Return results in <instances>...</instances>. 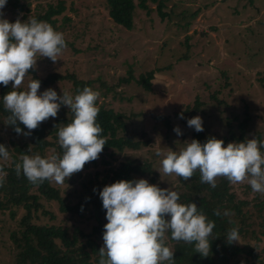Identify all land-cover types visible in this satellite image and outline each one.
<instances>
[{"label": "rangeland", "instance_id": "374dc122", "mask_svg": "<svg viewBox=\"0 0 264 264\" xmlns=\"http://www.w3.org/2000/svg\"><path fill=\"white\" fill-rule=\"evenodd\" d=\"M14 1L7 0L2 10L4 18L10 22L17 18L26 21L38 12L43 13L48 2L57 0H20L29 3L25 10L13 6ZM66 1L68 9L58 16L55 30L63 33L67 47L55 63L37 56L35 69L38 75L46 77L53 72H68L76 73V77L84 81L93 80L89 87L99 92L97 106L123 112L129 133L136 132L141 137L140 132L144 129L154 141L150 148L135 153L100 154L95 162L86 163L82 171L72 175L64 184L52 182L60 187L63 196L72 198V203L94 189L110 166L117 165L125 154L148 158L158 172L154 185L174 190L177 176L159 173L163 157L155 153H166L169 148L178 151L185 146V141L192 139L193 128L173 116L186 105L193 107L197 98L205 103L197 115L202 117L206 131L216 138L223 140L229 131L227 120L236 116L244 118L246 109L251 115L246 137L258 139L260 132L264 138V0H165L164 10L168 12L165 19L158 13V2L147 0L150 8L147 12L139 6L141 0H135L138 4L135 26L130 31L116 26L108 15L104 0ZM65 15L71 19L63 24ZM152 69L155 72L151 91L135 79L122 80L130 73L139 78ZM224 71L226 75H222ZM31 79L32 75L28 73L22 87H26ZM48 88L41 85L39 92ZM51 88L58 95L62 92L76 94L68 80H60ZM218 90L222 103L211 97ZM61 115L70 117L66 106H61L57 117ZM157 115L169 116L170 127L164 123V118H156ZM176 126L182 135L177 136L173 131ZM1 130L3 139L0 144L12 149V141L19 144L25 141L22 135H13L8 127ZM54 151V148H48L47 156L55 154ZM104 160H109L110 164ZM4 161L11 162L10 152ZM231 185L240 199L249 201L244 208L249 216V231L261 238L256 240L249 234L240 237L239 243L255 246L263 256L264 209L257 207L256 203L264 200V194L253 192L247 179ZM41 201L51 214H44L40 209L37 213L39 220L33 221L62 225L71 231L79 227L88 233L93 229V220L61 212L56 201L48 202L45 198ZM23 212L24 209L19 208L17 219ZM17 219L0 209V264H11L13 259L15 243L11 234L19 229ZM166 243L172 249L168 239Z\"/></svg>", "mask_w": 264, "mask_h": 264}, {"label": "clouds", "instance_id": "9594fccd", "mask_svg": "<svg viewBox=\"0 0 264 264\" xmlns=\"http://www.w3.org/2000/svg\"><path fill=\"white\" fill-rule=\"evenodd\" d=\"M6 4L7 0H0V84L7 87L11 82V91L2 97L3 108L9 113L7 124L18 135L29 136L41 123L56 118L61 106L73 114L70 123L58 128L61 153L47 157L21 155L15 166L16 174L22 173L34 185L45 181L62 185L82 171L86 163L97 160L107 143L103 128L97 123L99 92L90 87L77 89L75 95L68 92L58 95L52 88L39 92L41 81L33 78L22 87L29 70L36 67L37 56L55 63L67 44L63 33L47 21L29 17L26 21L17 18L10 22L2 11ZM179 118H185L183 113ZM187 126L196 132L204 131L199 115L187 119ZM173 131L182 135L179 126ZM262 149L264 140L254 136L226 146L223 140L208 137L203 143L191 139L178 151L169 148L166 153L157 151L155 155L163 157L158 171L164 175L175 174L187 181L199 171L200 182L212 188L217 186V177H225L231 184L247 179L253 192L264 194ZM0 158H9L8 148L3 144ZM6 175L0 168V182ZM99 198L106 210L107 223L98 264H175V251L166 246L169 232L172 240L194 245L195 253L209 256L215 222L196 203H180L177 191L150 184L143 178L121 179L105 185ZM214 215L221 213L214 210ZM225 237L228 244L239 242L238 227L229 229Z\"/></svg>", "mask_w": 264, "mask_h": 264}, {"label": "trees", "instance_id": "16d2710c", "mask_svg": "<svg viewBox=\"0 0 264 264\" xmlns=\"http://www.w3.org/2000/svg\"><path fill=\"white\" fill-rule=\"evenodd\" d=\"M106 2L108 15L116 26L124 29L132 30L135 26V10L138 6L135 0H104ZM158 2V13L162 19L168 16V12L164 10L165 0H153ZM29 3H22L20 0H15L13 6L19 7L21 10L26 8ZM143 9L150 12L147 0H141L139 3ZM68 9L66 0H57L48 2L45 11L34 14L38 20L47 21L53 28H56L58 16L64 14ZM71 18L64 16L66 24ZM155 70H149L141 74L139 78H135L130 73L129 77L122 80L129 82L130 79H135L147 91L152 90L151 80L154 77ZM29 74L33 79L41 81V85L46 87L57 83L60 80H68L73 84L75 92L77 89L82 90L84 87H89L92 81H84L76 77V73H59L53 72L46 77H40L36 69L29 70ZM226 75V72H222ZM11 91V82L7 87L0 84V126L8 127L9 131L15 136H23L25 141L21 144L12 141V149L6 144L10 152L11 162L8 163L0 158V168L7 174L3 181L0 182V209L3 212H9L13 219H17L19 208H23L24 212L21 218L17 219L19 226L18 231L12 232L11 236L15 243V251L11 264H98V251L103 245L104 225L107 223L106 210L103 209L102 201L99 198V191L105 185H110L117 180H133L146 179L150 184L157 182L158 172L156 171L153 162L148 158H140L125 154L124 158L117 165H111L107 174L102 181L95 184L96 191L90 189L88 194L79 196L75 203H72L70 196H63L60 187L53 185L52 182L45 181L42 184L34 185L28 182L26 177L16 174L15 166L20 162V156L24 154L35 155L40 154L42 157H47V149L52 147L54 152L61 153L58 144V128L70 123L73 114L70 112V117L58 116L54 121H45L40 126L33 130L31 135H18L13 126L7 124V116L9 115L3 108L2 97ZM220 90L212 93L211 97L222 103L218 94ZM204 101L196 99L193 107L186 105L185 109L174 112V116L179 118L183 113L184 119H180L187 126V119L197 115ZM99 113L97 123L103 128V137L106 139L101 154L111 152V155L121 154L125 151L138 152L142 149L150 148L154 143L152 138L145 133L144 129L138 133L130 132L127 124V117L121 111H116L113 108H108L103 105L97 106ZM247 108V106H246ZM156 118H164L165 124L170 127V117L157 115ZM251 115L246 109V116L239 119L238 116L227 120L229 126L228 135L223 138L224 146L229 142L243 141L247 138L249 132V124ZM237 121V122H236ZM235 123L237 125L235 126ZM25 132L28 130L22 125H19ZM196 132L193 128L192 139H197L203 143L208 137H215L206 131ZM0 129V142L2 141V130ZM258 140H264L262 134H257ZM216 138V137H215ZM218 139V138H217ZM264 152V149L261 150ZM95 162V161H94ZM110 164L109 160H104ZM177 185L174 188L179 193L182 204L196 203L199 210H202L205 215L215 222L213 235L211 240V252L209 256L202 257L199 253H195L194 245L184 242H177L171 239V233L167 234L168 241L172 244L174 250L175 264H240L243 261L246 264H264V255L262 256L256 251V247L249 243L240 244L233 242L228 244L226 235L229 229L238 227L239 237H247L252 234L256 240L261 238L254 232L249 231V216L244 208L249 205V201L240 199L233 191L231 183L225 177H217L215 188H212L207 183L200 182V173L196 171L192 178L185 181L177 177ZM46 201H56L59 204L61 212H69L74 216L87 217L94 221L93 229L86 233L79 227L71 231L70 228L62 225L50 224L47 222L33 221L39 220L40 215L37 213L43 209L44 214H51L43 205L41 199ZM260 209H264V200L256 203ZM45 208V209H44ZM83 209V210H81ZM214 210H219L221 215H214ZM36 215V216H35ZM35 216V217H34ZM53 217V214L52 216ZM264 235V231L262 232ZM166 246L167 243H166ZM240 257H242L240 259Z\"/></svg>", "mask_w": 264, "mask_h": 264}]
</instances>
